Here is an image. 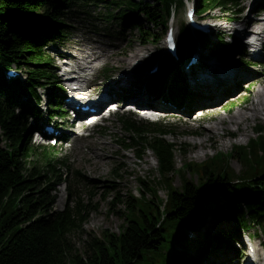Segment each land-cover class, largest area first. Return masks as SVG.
Segmentation results:
<instances>
[{
    "label": "trees",
    "instance_id": "16d2710c",
    "mask_svg": "<svg viewBox=\"0 0 264 264\" xmlns=\"http://www.w3.org/2000/svg\"><path fill=\"white\" fill-rule=\"evenodd\" d=\"M86 1L117 8L116 14L107 17L119 16L135 27L142 14L158 32L165 28L163 15L169 13V7L180 11L183 6V0H0V264H171L172 257L176 264L187 254L186 230L198 227L207 215L222 209L217 195L236 207L232 211L229 206L227 214L239 223L244 222L242 208L252 223L264 220L262 126H257L255 136L245 145H233L226 155L217 152L208 161L184 163L183 167L200 174V181L197 185L184 182L176 190L169 180L175 171V147L162 138L163 133L148 137L146 127L129 117L122 118L124 130L132 142L141 145V152L148 146L154 154L166 200H158L156 190H152L155 201L131 195L122 200L112 197L110 210L120 202L125 224L118 233L106 230L100 237L82 229L89 212L97 211L96 205L84 204L70 186L64 209H54L51 191L66 182L58 168L66 166V160L59 159L52 147L33 149L25 140L26 116L34 111L12 88L18 85L4 81L3 70L11 65L22 68L31 93L37 84L54 85L46 47L63 38L67 13L75 5H86ZM241 1L195 0V4L198 13L219 10L237 14L242 10ZM137 29L142 44L155 41L156 33L143 31L140 25ZM181 34L189 38L185 27ZM221 42L223 45V39L217 45ZM166 68L164 65L163 71ZM16 107L20 113L15 112ZM233 157L242 165L238 173L226 163ZM75 235L81 249L73 242ZM177 245H181L180 251Z\"/></svg>",
    "mask_w": 264,
    "mask_h": 264
},
{
    "label": "rangeland",
    "instance_id": "374dc122",
    "mask_svg": "<svg viewBox=\"0 0 264 264\" xmlns=\"http://www.w3.org/2000/svg\"><path fill=\"white\" fill-rule=\"evenodd\" d=\"M144 1L151 3L152 0ZM193 1L194 0H184V4ZM251 1L256 8V6H258V1L263 0ZM242 2L243 4L241 3V6H243L244 9L250 4L248 0H243ZM106 11L107 9L102 3L99 5L89 3L87 6H73L72 11L69 13L70 15L66 18V24L68 25L66 38L63 42L53 46L52 49L56 50L57 53H65L67 57L71 58L76 57L78 54L83 55L80 53L83 50L85 53L91 54L90 60L96 58L94 64H97V66L116 69H132L133 66H137L136 68L139 71H143V73L146 74L147 70L141 65V61H150V59H157L155 56H163L165 50V33H163L164 35L159 34L156 42H147L141 45L137 38L139 36L137 29H130L129 25L124 28L122 26L123 30L120 29L122 20H111L105 17ZM109 11L112 13H115V11L117 12L116 9L112 8L109 9ZM183 12V10H180L174 14H170L172 16H170L168 23L173 19L176 27L180 29L184 23ZM212 15L220 19H227L230 16H234L233 14H223L218 10L212 12ZM260 18L261 20L256 18L257 24L259 23L258 21L261 23L262 20H264L262 14H260ZM212 23L219 24L221 22L213 20ZM137 24L142 25L144 28H153L148 22H145L144 17L140 18ZM219 30L223 32L222 28H219ZM153 31L157 33L156 30L153 29ZM133 58L137 59L136 62ZM130 59L133 60L129 61ZM225 60L227 61L226 58ZM205 62H207V60ZM69 63H77V61L71 60ZM61 65H63L62 60L55 63V67L57 68ZM204 66H206L205 63L204 65L202 64L199 69H202ZM240 67L249 72V76L246 77L247 79L253 78L259 81L254 83L251 88H246L248 81L245 79L240 86H236L234 90L231 89V93H223L221 95L222 99L217 105L220 108H213L215 112L209 111L205 121H203L204 117L197 118L198 120H202L203 123L198 122L201 124H197L192 122L191 125L186 124V122L190 124L186 119L188 118L187 114L191 112L187 104L185 106L183 105V108L177 104L167 106L168 108L166 109L169 110H173L175 107L177 108V110H173V112H165L164 119L162 120L172 131L170 136L164 138L175 146V171L170 174L169 180L176 190H180L184 182H191L197 185L200 181V174H196L193 169L183 167L181 171H178V168L184 165V163L191 162L199 164L200 162L208 161L209 157L216 153V151L220 150L224 153H229L233 145H245L250 138L255 136L256 130L254 131V127L256 126H262V130L264 131V117L263 119L255 118L249 110L252 106L251 102L253 97L260 96V90H264V68L262 66L253 68L247 66L244 62ZM206 69H209V67ZM247 72L245 73L239 70L238 74H244L246 76ZM97 75L98 78H102V71L100 70ZM117 77L118 75L114 74L112 78L104 81L102 88L107 89L112 87L114 84L112 80ZM232 80H234V78H232ZM115 85L117 86L116 83ZM97 88H100L99 83H97ZM41 92L44 93L43 90H41ZM146 97L150 98L151 95L146 91L139 90L135 91L130 99L132 101L134 99H143ZM246 98L247 100L242 102L243 99ZM209 99L211 98H205L202 101L205 103ZM140 101L141 100H139V102ZM162 101L164 102L163 99ZM232 103H235V105ZM213 106L214 105H211L208 108H212ZM178 110H182V112ZM238 111H242L243 114L246 113L248 116L242 115L241 117H234V113H239ZM220 116L224 118H218ZM118 117L119 116L115 114L103 128L94 127L90 132L86 131L85 134H91L85 137L81 136L82 133L79 132L80 130L77 124L70 125L69 120H67L68 126L72 129L71 140L62 146L56 147L58 157L65 159L67 166L61 168L66 183L57 186L55 188L56 190L51 191L52 195H55L54 209L60 210L65 206L68 201L70 186V191L73 193L74 190L82 201H89L90 205H94L95 203L97 211L89 213L82 229L85 234L91 233L96 237H100L102 231L106 230L118 233L120 227L125 224V217L123 215L124 206L120 202L118 206L115 204V208L110 210L112 197H117L122 200L130 195L133 196V194H135V196L138 193L141 194L142 189L143 195H141L147 200L155 201L152 190H156L155 193L158 200L165 201L166 199V189L163 183H158V180L162 181V179L156 172L157 164L152 152L149 150L142 152V159L137 161L134 155L138 148L125 151L121 147V139L124 138L125 134L120 128ZM218 119H220V121ZM208 120H210V124L207 122ZM211 125L212 127L218 126L216 129L219 130H211ZM188 129H198L200 134H198L199 137L186 138L182 131ZM32 141L37 143L35 137H33ZM89 146L97 148L96 154L99 157L92 155ZM103 153H106V155L101 156ZM226 163L236 173L242 168L237 157L230 158ZM138 177L143 178V185L137 181ZM73 178H76L77 181L73 180ZM237 196L239 197V195ZM143 197L140 196V198ZM219 206H221L222 210L206 218L202 225V230L207 229L211 233L218 230L226 232L233 226L229 216H225V214H227L225 210L230 206L229 202L222 200ZM257 235L256 241L264 244L263 232H258ZM81 239L83 240L84 237H81ZM73 242L76 248L81 249L82 243L77 235L73 237ZM238 244L239 243L235 245ZM202 248V250L206 252L205 255L199 253V257H197L202 264H221L235 253V251H232L222 259L223 261L221 260V262L213 263V258L218 255L220 257L223 250L230 249V246L223 247L219 245L218 241L209 240ZM205 256L208 258L207 261H205ZM174 260V257H172L169 259V262L172 261L171 264H175Z\"/></svg>",
    "mask_w": 264,
    "mask_h": 264
},
{
    "label": "bare ground",
    "instance_id": "6f19581e",
    "mask_svg": "<svg viewBox=\"0 0 264 264\" xmlns=\"http://www.w3.org/2000/svg\"><path fill=\"white\" fill-rule=\"evenodd\" d=\"M259 23V25H262V27L264 28V22L262 21L261 23H260V21H258ZM219 42V41H218ZM202 58V57H201ZM224 58H226L227 59V62L229 63V64H233V60L231 59V57L230 56H226V57H224ZM213 60L214 61H217L218 62V58H216V57H213ZM207 61H210V60H208L207 59ZM90 61L89 60H86V63H89ZM199 61H197V63H198ZM198 64H203L204 65V63L202 62V63H198ZM210 64V63H209ZM207 65V64H206ZM211 65V64H210ZM209 65V66H210ZM224 66H226V65H224ZM85 67H87V66H85ZM85 67H83V69H81V70H84V68ZM215 67V66H214ZM79 68V67H78ZM219 68H218V66H217V68H215V69H213V68H211V67H209V69H205V70H202V69H199V67H197L196 69H194L191 73H190V75H192L193 77H195L193 80L196 82L198 79H199V81H203V77H201V78H198L199 76H205L206 75V72H208V73H210V70H214V71H217ZM220 72V71H219ZM240 73H242V72H240ZM218 74V73H217ZM210 77H212L213 78V74L210 76ZM218 78L220 79V80H224L223 79V77H221V76H218ZM232 78L233 77H231V80H232ZM214 79V78H213ZM259 80H256V81H253L252 82V85L254 84V83H257ZM252 106L249 108V110L251 111V113H252V115H253V117H255V118H262L263 119V117H264V90H260V96H255V97H253V100H252ZM211 106V105H210ZM241 110V109H240ZM239 113H234V117L235 116H239V117H241L242 115H245V116H248V114H243V112L242 111H238ZM224 118L223 116H220V117H218V118ZM197 118H201V116H196L195 118H193L196 122H203L202 120H198ZM219 121H220V119H218ZM212 127V125L210 126V128ZM215 127V128H214ZM216 128H218V126H213L212 128H211V130H213V131H218L219 129H216ZM170 129V128H169ZM207 129V128H206ZM220 129H223V128H220ZM72 137V136H71ZM73 139V138H72ZM90 147V150H91V152H92V155H95L96 157H99V156H97V154H96V151H97V148L96 147H94V146H89ZM106 155V153H103L101 156H105ZM230 249H228L227 251H223V253L220 255V257L218 256L217 257V260H219V261H221L228 253H230Z\"/></svg>",
    "mask_w": 264,
    "mask_h": 264
}]
</instances>
